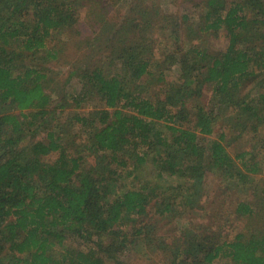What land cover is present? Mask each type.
I'll return each instance as SVG.
<instances>
[{"label":"trees","instance_id":"1","mask_svg":"<svg viewBox=\"0 0 264 264\" xmlns=\"http://www.w3.org/2000/svg\"><path fill=\"white\" fill-rule=\"evenodd\" d=\"M225 1L204 0L208 12L202 23L204 32L225 31V50L213 55L192 46L189 64L183 67L185 74L178 85L168 89L164 102L152 101L143 92L136 90L135 94L128 88L130 84L140 86L139 80L148 74L150 65L142 58L144 48L140 43L125 49L121 56L128 69L124 78L93 74L88 85H94L102 97L103 109L113 111L96 114L99 127L89 130L88 136L102 155L89 170H81V160L68 157L52 133L46 143L16 147L51 106L40 65L26 66L24 62L35 55L54 59V53L47 49L49 38L76 22L79 3L0 0V264H104L98 255L103 251L101 238L112 242L120 238L121 247L133 243L134 238L141 239L147 230L141 229L138 220L147 214L150 189L129 187L114 193L112 185L110 190L103 189L94 178L112 175L113 165L124 170L126 164L120 159L128 151L134 170L151 158L170 177L189 172L194 184L188 180L179 184L183 197L193 193L188 204L197 200L204 172L232 175L234 161L221 144L224 137L209 141L208 148L203 143L204 138L213 135L220 109L232 108L239 114L237 118L242 119L233 123L240 133L247 130L249 119L264 116V0ZM25 10L33 15L28 17ZM125 27H120L121 31ZM206 84L212 86V102L198 108L195 125L186 128L191 123L186 101L193 96L199 98ZM158 124L170 133L169 141L160 137L155 128ZM258 151H244L237 156L242 162L252 155L241 164L244 172H261L257 158L264 159V144ZM54 154V161L46 162ZM171 211L172 207L165 205L161 213ZM234 212L239 218L251 219L254 215L246 202L237 204ZM191 233L185 232L175 243V256L171 255L168 264H213L220 258L233 264H264L262 234L239 233L232 240L208 243L196 232ZM94 237L99 239L97 251L65 248L63 253H51L52 247L72 238L93 243Z\"/></svg>","mask_w":264,"mask_h":264},{"label":"rangeland","instance_id":"2","mask_svg":"<svg viewBox=\"0 0 264 264\" xmlns=\"http://www.w3.org/2000/svg\"><path fill=\"white\" fill-rule=\"evenodd\" d=\"M228 1L233 0L225 2ZM74 2L79 3L76 5V22L49 38L47 49L54 53V59H42L35 55L24 62L23 58L22 63L26 66L40 65L41 72L45 74V92L51 97V106L49 113L37 125L30 127L31 132L26 133L25 137L23 135L16 147L46 143L48 134L52 133L65 154L70 158H79L81 170H89L98 163L102 154L90 143L88 132L99 127L96 114L103 110L109 113L113 111L103 109L102 97L97 95L94 85H88L94 73L107 79L115 76L124 78V72L128 69L121 56L125 49L140 43L144 48L142 58L148 60L150 65L148 74L139 80L140 86L134 88L130 84L128 88L135 94L136 90L143 92L152 101L164 102L168 89L178 85L181 75L185 74L183 67L189 64L190 48L197 46L215 55L225 50L227 38L223 30L217 33L203 31L202 23L208 12L204 0ZM24 12L28 17L33 15L32 11ZM122 26H126L124 31L120 29ZM246 86L249 88L250 85ZM200 94L199 98L193 96L186 101L188 121L191 122L186 128L195 125L196 110L206 108L212 102V86L206 84ZM231 110L220 109L214 133L204 138L203 144L208 148L209 141L223 136L221 144L234 161L235 168L232 175L223 177L220 171L204 172L197 192L199 196L192 204L187 202L193 193L187 197L179 193L181 182L188 180L194 184L189 172L181 173L182 177H170L167 172H161L162 169L151 158L139 170H134L133 160L128 157L131 151L120 159L126 164L124 170L113 165L112 175L94 177L103 189L110 190L112 185L114 193L139 186H146L151 191L147 214L138 220L142 224L141 229L147 230L142 241L137 237L139 240L134 238L133 243L121 247L120 238L114 242L101 238L100 248L103 251L98 255L103 258L104 264H168L171 255H174L172 250L175 243L180 242L185 232L193 234L191 231H194L208 243L232 240L239 233L264 236V162L261 161L264 159L261 156L257 158L262 168L259 174L246 173L241 167L251 154L245 156L242 162L236 159L244 151L257 153L262 149L264 116L259 120L249 119L247 130L240 133L233 121L242 118L238 119L239 114ZM76 117L88 121L77 122ZM256 126L259 128L254 132ZM155 128L162 139L169 141L170 133L163 124ZM56 157L54 154L46 162L52 163ZM240 202L251 204L254 210L251 219L236 216L234 210ZM165 205H170L172 211L163 215L161 210ZM98 240L94 237L91 238L93 243H81L72 238L52 247L51 253H63L65 248L76 251L95 249ZM213 264L233 263L227 258H220Z\"/></svg>","mask_w":264,"mask_h":264}]
</instances>
